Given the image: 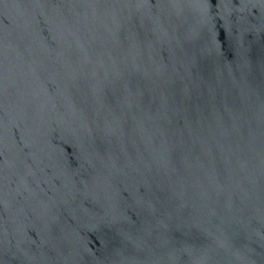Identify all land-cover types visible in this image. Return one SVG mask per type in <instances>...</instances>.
Segmentation results:
<instances>
[{
	"label": "water",
	"instance_id": "1",
	"mask_svg": "<svg viewBox=\"0 0 264 264\" xmlns=\"http://www.w3.org/2000/svg\"><path fill=\"white\" fill-rule=\"evenodd\" d=\"M0 264H264V0H0Z\"/></svg>",
	"mask_w": 264,
	"mask_h": 264
}]
</instances>
